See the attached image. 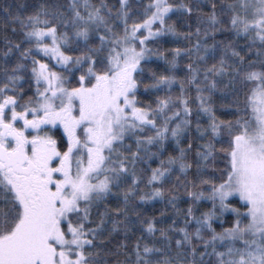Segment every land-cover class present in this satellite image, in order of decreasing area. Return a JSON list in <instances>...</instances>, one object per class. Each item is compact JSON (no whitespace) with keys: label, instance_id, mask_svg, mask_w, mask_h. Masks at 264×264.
Returning a JSON list of instances; mask_svg holds the SVG:
<instances>
[{"label":"snow or ice","instance_id":"snow-or-ice-1","mask_svg":"<svg viewBox=\"0 0 264 264\" xmlns=\"http://www.w3.org/2000/svg\"><path fill=\"white\" fill-rule=\"evenodd\" d=\"M0 264H264V0L0 4Z\"/></svg>","mask_w":264,"mask_h":264},{"label":"trees","instance_id":"trees-1","mask_svg":"<svg viewBox=\"0 0 264 264\" xmlns=\"http://www.w3.org/2000/svg\"><path fill=\"white\" fill-rule=\"evenodd\" d=\"M19 2H23V0H0V4H16Z\"/></svg>","mask_w":264,"mask_h":264}]
</instances>
